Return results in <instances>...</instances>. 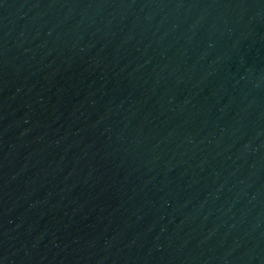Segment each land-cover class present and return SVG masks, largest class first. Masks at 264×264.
<instances>
[{"label":"water","instance_id":"1","mask_svg":"<svg viewBox=\"0 0 264 264\" xmlns=\"http://www.w3.org/2000/svg\"><path fill=\"white\" fill-rule=\"evenodd\" d=\"M0 264H264V0H0Z\"/></svg>","mask_w":264,"mask_h":264}]
</instances>
